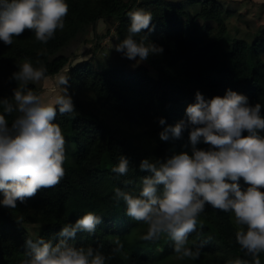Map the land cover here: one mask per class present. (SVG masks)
Returning <instances> with one entry per match:
<instances>
[{
	"label": "trees",
	"instance_id": "1",
	"mask_svg": "<svg viewBox=\"0 0 264 264\" xmlns=\"http://www.w3.org/2000/svg\"><path fill=\"white\" fill-rule=\"evenodd\" d=\"M69 6L63 30L57 29L47 43L40 42L33 30L13 37L11 45L0 40V101L7 98L15 103L14 90L23 88L12 74L29 61L36 68H46L45 77L56 76L69 68L67 85L76 114H60L52 121L59 124L65 136V176L55 188L39 190L24 202L17 200L16 208L0 204V264H22L26 241L43 238L53 244L61 239L59 233L68 224L91 212L102 223L89 234L77 232L68 242L75 247L92 246L105 257L106 264H234L239 259L253 264L252 257L236 241V232L246 226L236 223L233 212H223L205 204L197 218V230L189 234L186 247L199 248V259H179L174 242L166 235L145 241L148 225L127 215V205L117 200L115 189L121 188L138 196L142 179L152 175L141 171L140 163L166 162L173 155H192L189 140L191 125L179 139L162 141L165 127L187 122L186 108L196 103L199 91L206 100L223 97L230 89L248 99L250 106L261 105L264 117V38L251 43L244 40L224 42L226 26L222 9L215 0H65ZM138 9L152 15L149 29L137 35L145 44L163 48L161 54L146 60L155 71L149 76L140 66L134 72L108 70L95 72L88 61L70 65L78 47L87 42L89 30L100 20L113 19L116 45L128 36L129 14ZM27 88L38 95V88L28 82ZM63 94V93H62ZM11 126L18 112L7 114ZM165 124L160 125L159 119ZM126 126L140 129L136 136ZM264 136V131L259 132ZM243 136H247L245 131ZM208 150L212 146L203 138L195 146ZM129 161L127 175L114 173L119 159ZM242 191L250 186L243 178L238 181ZM163 186H159L162 191ZM264 192V188L260 189ZM4 198L0 194V201ZM42 224L38 236L25 230V223ZM123 244L121 253H113L114 241ZM264 264V253L259 254Z\"/></svg>",
	"mask_w": 264,
	"mask_h": 264
},
{
	"label": "clouds",
	"instance_id": "2",
	"mask_svg": "<svg viewBox=\"0 0 264 264\" xmlns=\"http://www.w3.org/2000/svg\"><path fill=\"white\" fill-rule=\"evenodd\" d=\"M69 6L65 0H0V40L5 45L13 43L27 30H33L38 41L47 43L57 29L63 30ZM128 36L115 49L127 59L146 61L150 55L161 54L163 48L152 43L145 44L147 37L139 41L137 35L149 29L152 21L150 12L138 9L129 14ZM46 68H36L25 61L13 79L24 87L14 90V104L7 98L0 101L4 112L14 111L19 115L11 126L4 114H0V204L16 208L17 200L24 202L41 189L55 188L65 176V136L59 124L52 121L60 114H76L72 97L68 94V76L57 77L58 85L64 86L62 95L50 103L27 88L28 82L45 79ZM196 103L186 108L187 122L165 127L160 132L162 141L179 139L188 125H191L189 140L192 155L182 152L168 158L166 162L152 163L144 159L141 171L152 175L142 179L138 196L115 189L116 199L127 205V215L149 227L142 237L145 241L158 240L162 235L174 242V252L179 259H199L200 250L186 247L190 233L197 230V218L204 212L205 204L223 212H233L236 223L246 226L236 232V241L253 264H261L259 254L264 253V117L261 105L248 104V99L232 90L223 97L206 100L197 91ZM164 125L165 119L160 118ZM247 136H243V132ZM203 138L211 145L208 150L195 146ZM119 175H127L129 161L121 156L117 167L112 169ZM240 178L250 186L242 191ZM163 186L162 191L159 186ZM101 217L91 212L83 215L75 224L65 225L59 233L61 239L53 244L51 240L38 238L26 241L22 264H106L105 257L92 246L75 247L68 242L77 232L93 234ZM113 253H121L123 244L114 241ZM234 264H247L237 259Z\"/></svg>",
	"mask_w": 264,
	"mask_h": 264
},
{
	"label": "rangeland",
	"instance_id": "3",
	"mask_svg": "<svg viewBox=\"0 0 264 264\" xmlns=\"http://www.w3.org/2000/svg\"><path fill=\"white\" fill-rule=\"evenodd\" d=\"M169 2H185L186 0H166ZM222 9V20L226 26L224 42L233 40H244L251 43L256 39L264 38V0H215ZM117 22L113 19L100 20L93 30L88 31L87 42L81 44L73 55L70 65H76L83 61H88L91 69L95 72H105L108 70H123L134 72L143 66L149 76L156 77V71L146 61L127 59L121 52L116 51ZM69 66L64 68L56 76H48L40 82L33 83L39 90L38 96L45 103H50L57 95H62L64 86L58 85L56 79L61 74L68 76ZM126 130L136 136L138 129L126 126ZM0 194H3L0 191ZM28 234L32 237L38 236L42 229V224L25 223L23 225Z\"/></svg>",
	"mask_w": 264,
	"mask_h": 264
}]
</instances>
